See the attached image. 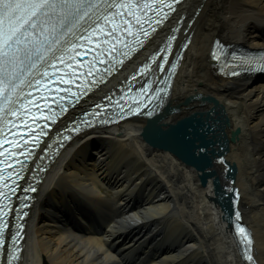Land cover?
<instances>
[{
  "label": "bare ground",
  "instance_id": "1",
  "mask_svg": "<svg viewBox=\"0 0 264 264\" xmlns=\"http://www.w3.org/2000/svg\"><path fill=\"white\" fill-rule=\"evenodd\" d=\"M198 6L162 120L174 121L201 102L218 111L239 209L253 236L255 259L264 264V83L223 79L208 61L215 37L264 47V0H185L178 15L189 19ZM153 42L139 61L154 49ZM143 131V121L129 120L96 137L102 149L95 159L85 161L73 150L56 160L28 222L22 264H126L129 258L143 264L136 262L142 256L151 258L145 264H243L219 209L214 175L187 164L189 159L170 152L165 142H151ZM54 198L65 208L94 202L110 216L117 202L126 206L99 235L79 236L63 227L62 213L45 205ZM132 198L140 200L134 210L128 209ZM135 230L136 241L111 251L112 242ZM162 248L166 251L158 255Z\"/></svg>",
  "mask_w": 264,
  "mask_h": 264
},
{
  "label": "snow or ice",
  "instance_id": "2",
  "mask_svg": "<svg viewBox=\"0 0 264 264\" xmlns=\"http://www.w3.org/2000/svg\"><path fill=\"white\" fill-rule=\"evenodd\" d=\"M82 7L84 5L77 0H0V85L4 89L15 90L16 81L21 79L24 71H31L36 67L37 62L44 61L42 55H37L34 61L33 54L50 51L51 47L55 45V41H50L49 36H52L65 25L83 19L80 14ZM110 7L127 8V15L133 17L137 24L140 23V18L133 12L134 5L131 2L127 4L113 3ZM135 7L139 8L141 5L137 3ZM143 7L148 8L149 5L144 4ZM114 15L123 16L124 13L118 12ZM53 20L57 23H53ZM118 32L132 35L131 21L122 20L120 25L108 29L107 37L112 39L106 38L104 42L112 44V51H115L113 41L118 42L120 40V37L116 35ZM147 34V32L143 33L145 36ZM46 44L50 45L47 49L44 48ZM98 51H101L102 54V49H98ZM60 62L63 63L62 57ZM9 112L13 116L16 115V111L11 108ZM3 143L11 146L13 141L5 139ZM6 151L7 149L0 151V156L4 155ZM15 155V152H8V156ZM0 165L9 166L6 160H0ZM3 195L4 193L0 192V196ZM3 214V209H0V230L7 226L2 222ZM239 231L250 245L252 241L245 233V229L240 228ZM247 259L251 261L253 257L249 255Z\"/></svg>",
  "mask_w": 264,
  "mask_h": 264
},
{
  "label": "water",
  "instance_id": "3",
  "mask_svg": "<svg viewBox=\"0 0 264 264\" xmlns=\"http://www.w3.org/2000/svg\"><path fill=\"white\" fill-rule=\"evenodd\" d=\"M146 135V134H145ZM147 138L151 139V142H155V143H159V142H165L167 144V146L169 148H172L170 150L173 151L176 150L177 151V155L183 154V159H189L188 161H186L187 163L190 164H196L194 162L195 160V156L199 155V149L201 147L199 140L195 141H188V139H181V138H176V139H171L172 141H174V144L172 143V141L169 138H154L152 136L146 135ZM207 150H209V147H206ZM175 153V151H173ZM215 156H218V154H216ZM209 158H206L205 160H203L201 163H208L206 162ZM193 161V162H192ZM206 174L208 175H215V171H210V172H206ZM226 178H230L232 177V173L229 171L227 174H225ZM218 181V178L216 180V182Z\"/></svg>",
  "mask_w": 264,
  "mask_h": 264
},
{
  "label": "rangeland",
  "instance_id": "4",
  "mask_svg": "<svg viewBox=\"0 0 264 264\" xmlns=\"http://www.w3.org/2000/svg\"><path fill=\"white\" fill-rule=\"evenodd\" d=\"M231 98H233V97H231Z\"/></svg>",
  "mask_w": 264,
  "mask_h": 264
}]
</instances>
